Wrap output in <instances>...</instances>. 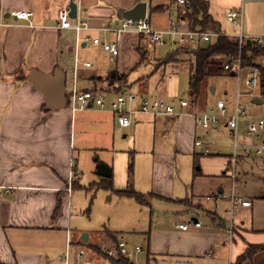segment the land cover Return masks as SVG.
<instances>
[{
	"label": "crops",
	"instance_id": "crops-1",
	"mask_svg": "<svg viewBox=\"0 0 264 264\" xmlns=\"http://www.w3.org/2000/svg\"><path fill=\"white\" fill-rule=\"evenodd\" d=\"M70 1H74L78 6V17L73 20L75 22L77 20L84 21L89 26V29L83 30L80 36L91 40L83 43L78 50L76 31L58 28V12L60 9L68 7ZM140 2L148 4V18L151 14L158 16L155 23L149 19L155 30H166L171 24H177L188 30L187 22L180 18L179 7L181 5L177 0L175 1L178 4L177 12L172 10L173 2L170 0H157L155 3L154 0H0V264H43L48 258V249L46 248L50 250L54 247L55 239L59 235L60 241L62 240L61 246L64 240L63 246L67 250L70 240L71 247H78L79 251L90 249L87 244L93 240L95 235V237L99 234L103 236L100 240L103 244L111 239L108 236L109 233H117L105 228L106 230L88 234L89 240L85 243L82 241V236L85 233L79 236L73 232L70 226V217L73 211L71 189L73 186L75 187L79 179L78 157L80 156V147L84 145L85 139L81 129L86 118L91 115V112L88 111L91 108L82 109L79 105L74 111L68 100V107L48 110L45 96L29 81V76L34 69L45 74H54L57 70L62 71L66 77L67 98L74 86L75 79L81 92L93 91L103 95L105 92L106 95L113 94L116 97L124 93L122 82L111 81V77L114 73L125 74L128 82L129 74L114 70L111 66V54L108 53L109 57L106 59L96 61L94 66L90 62H81L79 52L90 44L100 46L92 42L94 39H101L100 41L106 43L116 42L119 49L121 46V54L122 52H131L130 49L140 50L144 46V42H150L145 36L136 33L127 32L118 36L112 31L102 30L104 27H115L120 11L130 10ZM208 2L209 13L215 21L220 23L222 33L227 35L228 29L233 31L227 37L236 39L234 36L239 32V28L229 23L226 18L229 11L237 9L243 10V33L249 37L255 36L253 38L264 37V0H208ZM157 7L158 9L154 11ZM20 10L33 13L32 25L28 21L17 20L12 16L13 12ZM167 15L170 17L168 21L166 20ZM195 30L203 31L199 28ZM74 39L75 45H73ZM217 39L213 38L210 43H202L198 46L171 49L173 50L172 54L176 51L186 50L181 54L190 57L188 61L191 73L195 63L192 50L212 44ZM150 44L152 43L150 42ZM119 56L120 53L117 57H112L118 59ZM171 62L172 60L168 63ZM85 63H90L91 67H85ZM80 67L85 70L84 73H80ZM92 68H95L93 73H86V69ZM70 75L71 80H69ZM82 78L83 82L89 86L97 85L99 90L83 88L80 83ZM207 82L206 80L202 84L201 90ZM134 83L140 87L142 93L147 92L145 78ZM129 86L131 87L130 82ZM213 91L212 95L215 94V88ZM238 93H240L239 89L233 104L228 103L230 106L222 99L227 104L229 115L235 110ZM143 95L138 97L148 99ZM208 96L204 103L200 102V95L195 102L193 95L189 92V99H187L190 102L189 107L181 109L179 101L178 105L174 107L177 111H183V115L176 118H181L182 131L179 142L193 140V147L197 148L196 141H202L204 147L211 151L209 141L197 137V131L204 129L197 128L195 125V115L205 112L217 103L216 101L208 102ZM242 97L243 94L239 102L246 107L249 117L257 119L264 115V88L260 96L253 98L256 110L252 113L248 106L241 102ZM255 99L261 103H255ZM114 100L108 99L107 105L110 106ZM228 107H231L229 112ZM109 108L98 109L97 112L107 114L110 117L108 122L115 130L118 123ZM144 115L158 117L137 113L132 117V122L134 117ZM104 121L101 127H106L107 122ZM219 126L228 129L232 137L225 119H222L216 127L211 129L215 130ZM244 130L245 125L243 124L242 134ZM198 148H201L203 154L204 148ZM232 154L229 155L230 161ZM250 159L264 160V157L251 155L242 157L239 162ZM101 165L109 168L106 164ZM197 171L200 172V170ZM111 173L110 178L98 176L106 182L110 180L113 187V169H111ZM201 178H206L205 184H199L196 181L197 186L194 188L193 197L191 200L185 201V205L190 210L187 216L191 217V221L193 218H197L201 222L197 215V213H201L212 225L204 226L203 224L201 229L191 226L187 231H165L167 238L169 235H173L171 239H164L165 243L171 247L165 248L164 243L161 246L155 244L151 250L160 257L172 256L180 259L195 257L211 259L215 257L216 250H219L220 253L228 251L229 263L227 264H264V251H259L238 263V259L246 253L249 246L264 244V224L247 228L235 227L232 222L233 235L231 236L228 228L223 226L226 221L224 222L215 210L207 209L203 203H197V201L211 200L213 197L219 200V197L225 194V190L221 188L220 183L213 179L214 176L206 174ZM203 197L206 200L202 199ZM220 200L226 201V199ZM246 200L252 202L250 208L239 205L236 208L241 207L243 210H251L253 213L254 208L257 211L261 208L264 210V200L257 199L256 207L252 200ZM147 236L150 246L151 237ZM79 241L84 243V246ZM105 243L104 245H106ZM90 251L88 264H109V260L100 258L95 253V255L91 254L92 250L90 249ZM209 253L210 255H208ZM63 260L65 261L64 258ZM217 262L218 264L223 263L219 259ZM52 263L53 260H50L49 264Z\"/></svg>",
	"mask_w": 264,
	"mask_h": 264
},
{
	"label": "rangeland",
	"instance_id": "rangeland-1",
	"mask_svg": "<svg viewBox=\"0 0 264 264\" xmlns=\"http://www.w3.org/2000/svg\"><path fill=\"white\" fill-rule=\"evenodd\" d=\"M155 2L157 0H154ZM172 10L176 12L178 10V4L175 1L172 3ZM157 17L151 14L149 19L155 23ZM168 19L170 17L167 15L166 20ZM228 30L227 35H231L233 31ZM73 45H75V39ZM258 48L264 52V48ZM130 50L129 53L121 54L120 46L118 59L111 56V66L114 70L129 74L128 82L127 77L121 81L125 90L124 94L132 93L136 96L144 94L143 96L150 100L162 99L173 106H177L181 98L189 99L190 62L188 60L190 57L188 55L179 52V56L176 57L170 48L153 45L150 42H144L140 50ZM169 55L172 56L169 58V62L172 60L171 63L167 60ZM79 57L81 62H90L95 66L96 61L109 56L100 46L90 44L87 48L80 50ZM74 59L75 53L73 63ZM254 62L255 66H246L242 61L244 70L240 77L229 75L207 78L208 84L206 83L200 92V102L204 103L209 95L208 102L213 103L223 99L227 104H233L239 89L243 94L241 102L248 106L251 113L254 112L256 110L253 104L254 97L251 96L252 90L248 88L246 82L250 71L257 69L260 73L262 70L264 72V54H258ZM80 68V73H84L85 70ZM94 69H86V73H93ZM142 78L147 80L146 93H142L140 87L134 83ZM83 81L82 78L80 83L83 88L99 90L97 85L89 86ZM262 82L263 79L260 77L255 96L261 95ZM210 87L215 88L214 95ZM104 97L108 102V99L114 100L116 95H106L104 92ZM230 110L231 107H228V112ZM88 111L91 115L86 118L81 129L85 139L78 157L79 179L75 187L71 189L73 211L70 226L73 232L79 236L84 233L91 235L105 228L117 232V243H126L128 264H218V259L223 262L222 264L229 263L228 251L220 253L216 250L215 257L211 259L207 257L180 259L172 256L160 257L154 254L151 247L155 244L161 246L163 243L165 248L171 247L165 243L164 239H171L173 235L167 238L165 231H181L177 226L191 221V217L187 216L190 210L185 205V201L193 197L194 188L197 186L196 181L199 184H205L206 178L201 176L206 174L214 176L213 179L221 184L225 194L235 196L237 199H250L256 207L257 199L264 200V160L250 159L239 162L237 178H235L229 167V155L233 152V138L228 129L219 126L215 130L197 131V137L209 141L212 148V155L207 156L202 154L201 148L193 147V140L179 142L182 131L181 118L137 116L134 117L129 128L119 131L118 127L115 130L111 127V123L108 122L110 117L107 114L97 112L96 106ZM104 120L107 122L106 127H101ZM101 164H106L113 169V189L108 188L106 180L96 174L98 165ZM197 170L201 172L199 176L195 175ZM129 184L144 197L147 204H142L136 198L120 193L128 189ZM220 199L213 197L211 200L197 201V203H203L207 209L215 210L224 222L226 221L223 226H226L228 230L231 229L232 222L235 227L247 228L264 224L262 208L258 211L254 208V215L251 210H243L241 207L234 210L229 200L221 201ZM197 215L204 226L212 225L201 213ZM100 235L97 237L95 235L87 244L92 250L91 254L95 253L100 258L109 260V264H118L116 261L119 258L118 255L116 257L107 255V249L117 243L109 239L107 243L104 242L106 244L104 245L100 242L103 237ZM147 235L151 237L150 246ZM59 241L60 235L55 239L54 247L50 250L46 248L48 262L46 260L43 264H49L50 260H53L52 264H66L63 260L66 252V247L63 246L64 240L62 246V240L58 244ZM82 245L84 246V243ZM137 247L142 248L143 253H139ZM87 249H85L86 254L79 257L78 247L72 246L68 264H88L91 251Z\"/></svg>",
	"mask_w": 264,
	"mask_h": 264
},
{
	"label": "built area",
	"instance_id": "built-area-1",
	"mask_svg": "<svg viewBox=\"0 0 264 264\" xmlns=\"http://www.w3.org/2000/svg\"><path fill=\"white\" fill-rule=\"evenodd\" d=\"M181 6H189L186 0H177ZM33 13L29 11H15L12 16L17 20L28 21L32 25L31 17ZM229 23L239 28V32L234 36L238 42V56L236 58H229L228 63L225 65V70L234 73L235 76H241L243 72L242 66V55L243 49L248 45V41H251V46H257L264 48V37L248 38L243 33V10L237 9L229 11L226 15ZM117 25L112 28L104 27L103 31H112L118 36L127 32L136 33L141 36H145L152 44L160 47H168L170 49L184 48L191 46H198L202 43H210L213 38L220 36H227L223 33H208L198 30H186L181 28L177 24H171L166 30H155L149 21L148 15L145 20H139L133 22L124 18H118L116 21ZM58 28L60 30H74L76 31V47L77 50L83 43L90 41V38H82L80 36L83 30H88L89 26L87 23L81 20L76 22L70 17V9L64 7L58 12ZM92 42L95 45H100L102 49L117 57L120 53L119 46L116 42H102L99 39H94ZM78 61V59H77ZM85 67H91L90 63H85ZM261 77L260 72L254 69L249 72L247 86L252 90L251 96L255 97V90L259 86V79ZM242 94L238 93V102L236 104L234 112L229 115L227 113V104L225 101H217L215 106L208 108L205 112L197 113L195 115V125L197 128L204 130H210L216 127L222 119L227 121V127L230 129L231 135L234 139V152L229 162V167L236 177L237 164L242 157L246 156H257L264 157V115L259 116L257 119H252L248 115L246 107L241 104L240 98ZM68 100L71 108L76 111L78 104L81 105L82 109L89 108L92 104L93 107H97L100 110H106L108 107L114 114L118 123V130L124 131L129 128L132 123V117L137 114H147L153 116H166L172 118H179L183 115V111H177L176 108L169 104L165 100H149L143 97H138L132 93L119 94L116 99L107 105L105 97L100 92L93 91H80L75 79L74 86L70 93H68ZM181 109L189 107L190 102L187 99L181 98L179 100ZM245 125L244 133H241L242 125ZM197 147H203L204 155H212L208 148L204 147L202 141H196ZM222 199L229 200L232 204V208H236L238 205L250 208L252 202L249 200L237 199L235 196L223 194ZM193 226L195 228H203V224L199 221H190L189 223L180 224L177 226L182 231H187ZM233 228L229 229V234L232 236ZM71 242L69 240L67 250L63 255L66 264H68V258L70 253ZM139 253H143V249L137 247ZM85 250H79L78 256L85 255ZM118 254L126 256L128 255L126 243L121 242L115 246L107 249V255L110 257H116ZM210 255V253L208 254Z\"/></svg>",
	"mask_w": 264,
	"mask_h": 264
},
{
	"label": "trees",
	"instance_id": "trees-1",
	"mask_svg": "<svg viewBox=\"0 0 264 264\" xmlns=\"http://www.w3.org/2000/svg\"><path fill=\"white\" fill-rule=\"evenodd\" d=\"M176 1V0H170ZM189 6L179 7L180 18L182 21L187 22L188 30H195L199 28L204 32L208 33H222V28L219 22L215 21L209 13V2L208 0H186ZM157 8L154 9L157 10ZM186 50L182 52L185 53ZM188 51V50H187ZM180 51H176V57L179 56ZM238 42L234 38L227 36H220L218 39L207 46L199 47L192 50V56L195 59L194 66L189 76V92L193 95L195 102L199 98L201 92L202 84L209 77H220L229 76L232 73L225 70V65L228 63V59L238 56ZM264 54L263 51L259 50L257 46H246L243 49L242 60L246 66L254 65V59L257 55ZM171 55L168 56L169 58ZM255 66V65H254ZM261 79L262 89L264 88V72L262 70ZM126 78L125 74L114 73L111 77V81H122ZM200 172L197 171L196 175ZM107 187L112 189V182L107 181ZM121 193L132 196L136 198L142 204H147L144 197L136 192L132 185L128 186V189L122 191ZM106 230V229H105ZM108 236L113 242L118 241V233H109ZM118 244V243H117ZM259 251H264V244L259 246H249L246 253L238 259V263L243 262L245 259L252 257ZM118 259L116 260L118 264H128V258L126 256L118 254ZM133 264V263H130Z\"/></svg>",
	"mask_w": 264,
	"mask_h": 264
},
{
	"label": "water",
	"instance_id": "water-1",
	"mask_svg": "<svg viewBox=\"0 0 264 264\" xmlns=\"http://www.w3.org/2000/svg\"><path fill=\"white\" fill-rule=\"evenodd\" d=\"M68 8L70 9V17L72 19H77V4L74 1H70ZM147 11L148 4L140 2L130 10L120 11L119 18L122 17L133 22L145 20ZM250 45L251 41H248V46ZM232 75L234 76V73H232ZM29 81L45 96L48 110H57L68 107L66 77L62 71L57 70L54 74H45L34 69L29 76ZM211 90L212 93H214L213 88ZM254 102L261 103L257 99H255ZM89 108H93V105L90 104ZM111 174V169L105 165H99L97 168V175L101 177L110 178ZM192 221L197 222L198 219L193 218ZM88 240L89 235L84 234L82 236V241L86 243Z\"/></svg>",
	"mask_w": 264,
	"mask_h": 264
}]
</instances>
